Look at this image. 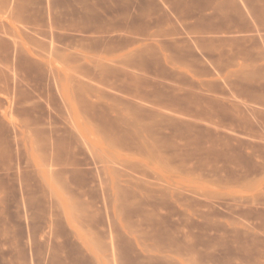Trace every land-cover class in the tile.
<instances>
[{"label": "rangeland", "instance_id": "1", "mask_svg": "<svg viewBox=\"0 0 264 264\" xmlns=\"http://www.w3.org/2000/svg\"><path fill=\"white\" fill-rule=\"evenodd\" d=\"M41 1L75 8L0 0V264L264 258V123L94 90L75 27L20 19Z\"/></svg>", "mask_w": 264, "mask_h": 264}, {"label": "crops", "instance_id": "2", "mask_svg": "<svg viewBox=\"0 0 264 264\" xmlns=\"http://www.w3.org/2000/svg\"><path fill=\"white\" fill-rule=\"evenodd\" d=\"M51 7L48 19L42 1L24 5L20 19L75 27V76L97 85L94 90L133 100L139 91H163L168 101L214 108L210 122L242 121L223 118V109L249 107L256 117L250 121L264 123V0H75L65 17ZM182 264H264V258Z\"/></svg>", "mask_w": 264, "mask_h": 264}]
</instances>
